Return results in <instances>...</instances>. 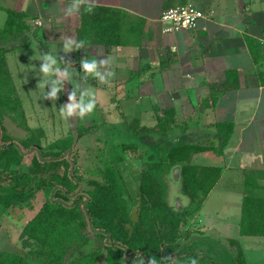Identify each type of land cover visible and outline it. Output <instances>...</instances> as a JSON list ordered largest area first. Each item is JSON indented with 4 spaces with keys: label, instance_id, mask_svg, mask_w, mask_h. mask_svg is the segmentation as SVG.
<instances>
[{
    "label": "crops",
    "instance_id": "1",
    "mask_svg": "<svg viewBox=\"0 0 264 264\" xmlns=\"http://www.w3.org/2000/svg\"><path fill=\"white\" fill-rule=\"evenodd\" d=\"M95 3L92 14L82 9L67 18L60 11L67 0L64 5L58 0H0V32L9 21L14 22L19 32L12 42L17 41L21 49L26 42L29 52L25 55L32 50L43 54L51 48L59 52L62 36L86 41L85 50L59 52L73 65L69 67L71 80L64 87L82 83L81 59H91L98 52L103 53L99 59L110 57L114 73L110 82L101 84L90 78L86 86L96 91L102 113L111 112L112 119L121 120L122 125L126 126L127 119L155 127L170 112L176 134L193 139L187 143L198 148L192 163L221 170L197 217L196 230L203 232L207 254L210 248L214 254L219 250V257L234 254L231 246L236 242L248 263L243 243L259 242L249 256L260 254L264 246V236L242 232L244 200L259 193L264 176V0ZM187 4L203 11L205 19L195 30L165 33L166 25L160 22L163 12ZM218 123L234 126L223 152L215 138ZM227 176L237 178L241 185L235 223L228 216L221 222L220 211L204 215L209 197Z\"/></svg>",
    "mask_w": 264,
    "mask_h": 264
},
{
    "label": "trees",
    "instance_id": "2",
    "mask_svg": "<svg viewBox=\"0 0 264 264\" xmlns=\"http://www.w3.org/2000/svg\"><path fill=\"white\" fill-rule=\"evenodd\" d=\"M18 32L16 24L9 21L6 28L0 32V39H4L3 42L7 44L14 40L13 37ZM2 52L4 50L0 47V53ZM170 114L166 113L165 118L160 119L155 127L140 126L137 120L125 119L130 135L137 139L146 138L159 149V160L149 164L140 176L139 191L142 204L140 209H137V221L133 216L135 208L130 212L128 202L124 198V187L119 183V174L111 164H107L103 172L105 184L85 201L84 207L81 197L76 199L73 205H66L64 198L54 199L51 194L55 190V195L62 192L68 197L75 196L80 188L75 173L70 176L67 172L60 173V168L55 167L59 164L58 159L72 147L73 137L57 141L52 145L50 152L40 153V157L31 154L32 164L26 170L18 171L14 167L22 166L30 152L25 150L37 145L38 141L36 143L34 138H27L20 140L19 145L11 140L0 123L3 132L0 143V205L4 208V214L12 217L18 210L33 211L38 195L42 193L45 197L36 215L22 229V239L26 248L28 247L26 254L31 261L41 264H123L122 259L128 256L129 250L147 258L148 262H145L138 256V260H143L142 264H153V261L155 264H169V251L162 252V241L150 224L158 223V218L172 227L180 223V219H172L170 215L173 209L167 202V175L179 168L183 195L189 197L191 205L200 200L201 207L221 175L219 168L192 163V156L198 148L186 143L184 137H178L185 140L182 142L175 137V127L172 125ZM233 129L232 123L217 124L215 138L219 143V152H223L228 146ZM172 137L174 143L168 145L167 139ZM138 148L136 143L118 147L122 153ZM119 160L122 162L123 158L119 157ZM181 214L187 216L188 209ZM90 227L95 230L93 234L97 239L96 247L89 246L94 249L87 252L83 249L87 245L79 246L81 253H78L77 259L71 260L72 253L68 252L66 243L75 239L73 236L79 237L78 234L72 235V231L81 228L92 234ZM62 228H66L65 242H62L64 234H60ZM242 232L264 236V198L258 194H250L244 200ZM106 238L112 241L110 245H102ZM79 240L81 237L76 239ZM232 243L236 246V242ZM197 250L199 249H178L174 253L177 254V264H190L191 257H196L198 264H216L207 252L201 255L200 252L196 253ZM104 255L106 259L102 262L100 258ZM3 257L1 264H10L13 261V257L11 261L9 256ZM238 264H247L240 248Z\"/></svg>",
    "mask_w": 264,
    "mask_h": 264
},
{
    "label": "rangeland",
    "instance_id": "3",
    "mask_svg": "<svg viewBox=\"0 0 264 264\" xmlns=\"http://www.w3.org/2000/svg\"><path fill=\"white\" fill-rule=\"evenodd\" d=\"M3 41L4 39H0V47L4 50V52L0 53V123L5 127L6 133L11 140L17 144H19L20 140L27 138H34L36 143L38 141L37 145L24 149L26 152L30 151L26 155L25 162L22 166L14 168L18 171L26 170L32 164L31 154L40 157V153L50 152L52 145L57 141L73 137L74 143L72 147L58 159L59 164L55 167L60 168V173L67 172L70 176L75 173L76 182L80 183V188L77 195L70 197L62 192L55 195L54 190L51 194L52 198L59 199L58 197H62L66 200L64 202L66 205H73L75 200L81 197L84 207L85 201L93 194H96L101 185L105 184L103 172L105 166L111 164L114 171L119 174V183L124 187V198L128 202L130 212L134 208L139 210L142 204L139 191L140 176L148 168L149 164L159 160L158 147L151 144L146 138H134L128 132L127 126L122 125L123 122L121 120L114 121L110 116L111 112L102 113L99 105L96 106L95 111L91 115L83 120L79 118H73L68 121L61 119L58 109L68 102L67 93L73 87H65V92L59 95L58 100L55 102V107H53L51 100L43 99L46 89L37 87L39 80L37 79L38 73L36 71L41 62L31 58L39 54L32 50L31 55H25L26 52H29L26 50V42L24 44L25 48L22 46L23 49H21L17 47V41L14 43L10 41L7 44ZM28 60L31 64L27 62ZM32 61H34V64ZM2 136L3 132L0 126V143H2ZM179 136L181 135L175 134V137L181 142L185 141L182 138H178ZM173 137L169 140L167 139L168 145L172 144ZM181 137L186 139V143L188 140L190 142L193 141L187 136ZM156 139L159 140L158 137ZM132 143H136L139 148L137 150H128L126 153H122L118 149V147ZM119 157L123 158L122 162H120ZM263 177H260V185L262 186L258 196L264 198ZM236 180L237 178L234 181L228 176L225 178L216 192L209 197L204 207V215L207 216V212L211 214L220 211L219 215L223 212V215L219 216L221 222L226 219L224 216H228L227 219L233 223L239 220V198L237 195L241 185ZM165 183L167 186L166 193H168L167 202L173 209L170 215H172V219H180V223L176 227H172L160 218L157 220L158 223H150L152 230L157 233L161 239L160 241H162V252L169 251V258L175 259L176 262H178L177 254L174 253L181 248L189 251L197 248L199 250L196 253L200 252L201 255H205L204 252H207V241L203 240V232H201L200 228L196 230L197 225L200 224L197 217L201 201L197 200V204L191 205L189 197L183 195L178 171L176 173L174 171L170 172L166 177ZM44 199L45 197L40 193L35 201L37 205L33 211L22 212L18 210L12 217L4 214V208L0 205V264L4 259V255L9 256L8 259L10 261L11 257H13V261L10 264H41L31 261L27 256L28 247L26 248L22 239V229L34 217ZM185 209H188L187 216L181 214ZM90 229L92 234L88 230L84 231L81 228L72 231V235L78 234L81 240L76 241L79 237L73 236L75 239L66 243L65 247H68V252L72 253L71 260L77 259L78 253H81L82 249L79 246L87 245V247L84 246L83 248L87 252L94 249L89 246L95 245L96 247L97 239L93 234L95 230L91 227ZM65 232L66 228H62L60 233L64 234L62 242L67 239ZM111 242L109 238H106L103 244L110 245ZM256 243L259 242L252 240V242L247 244L243 243L246 248V256L249 258L247 264H264V257L260 258V255L264 254V246L261 247L262 249L258 248L261 253L258 255L255 253L254 256L256 258L249 256L250 252L256 250L254 248ZM226 244L229 245L228 243ZM231 247L234 254H223L222 257H219V250L214 254L210 253V251L214 250L210 248L208 255L214 259L216 264H238L236 253L239 252V248L237 246ZM127 255L122 259L123 264H142L143 260L148 262L144 255L141 256L129 250ZM138 256L142 257L143 260H138ZM162 257L164 258V256ZM252 258H254V262ZM105 259L104 255L100 258V261L105 262ZM169 264H171V261Z\"/></svg>",
    "mask_w": 264,
    "mask_h": 264
},
{
    "label": "clouds",
    "instance_id": "4",
    "mask_svg": "<svg viewBox=\"0 0 264 264\" xmlns=\"http://www.w3.org/2000/svg\"><path fill=\"white\" fill-rule=\"evenodd\" d=\"M61 5L65 4V0H58ZM95 0H67L66 7H61L60 11L67 17H73L76 13L82 9L86 14H92L95 10ZM36 23H40L39 20ZM61 40L62 51L64 54H70L74 51L85 50L86 41L76 40L71 36H62ZM59 51V52H60ZM54 48L38 56H33L31 59L40 61V66L37 69V79L39 83L38 88L46 89L43 99H48L53 102L58 100L59 95L65 92V82H70L71 73L69 67H73L71 62L65 61L63 56L59 55ZM103 55L102 52H98L97 56H93L91 59L86 57L80 60V67L83 70L81 77L82 83L73 86V89L67 93L68 102L63 104L59 110V116L61 119L68 121L73 118H79L83 120L85 117L91 115L97 106L96 91L91 86H86L87 81L91 78L98 83L107 84L114 76L111 70L112 60L107 56L106 59H99L98 57ZM64 66L61 67L60 65ZM171 264H177L175 259L169 258ZM153 264L155 262L153 261ZM190 264H198L196 257L190 258Z\"/></svg>",
    "mask_w": 264,
    "mask_h": 264
},
{
    "label": "built area",
    "instance_id": "5",
    "mask_svg": "<svg viewBox=\"0 0 264 264\" xmlns=\"http://www.w3.org/2000/svg\"><path fill=\"white\" fill-rule=\"evenodd\" d=\"M203 11L194 5L187 4L169 8L161 16L160 22L166 25L165 33H177L195 30L200 20L205 19Z\"/></svg>",
    "mask_w": 264,
    "mask_h": 264
},
{
    "label": "water",
    "instance_id": "6",
    "mask_svg": "<svg viewBox=\"0 0 264 264\" xmlns=\"http://www.w3.org/2000/svg\"><path fill=\"white\" fill-rule=\"evenodd\" d=\"M177 171H178V174L180 175V169L179 168H176V170H174V173H176ZM133 216H134L135 221H137L138 217H137V210L136 209L133 210ZM102 245H104V244H102Z\"/></svg>",
    "mask_w": 264,
    "mask_h": 264
}]
</instances>
